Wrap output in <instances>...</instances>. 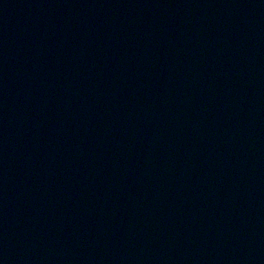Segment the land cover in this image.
I'll return each instance as SVG.
<instances>
[{
	"label": "water",
	"instance_id": "1",
	"mask_svg": "<svg viewBox=\"0 0 264 264\" xmlns=\"http://www.w3.org/2000/svg\"><path fill=\"white\" fill-rule=\"evenodd\" d=\"M0 264H264V0H0Z\"/></svg>",
	"mask_w": 264,
	"mask_h": 264
}]
</instances>
